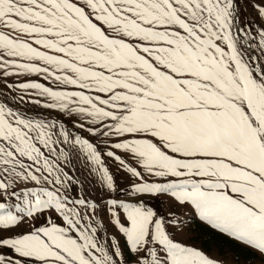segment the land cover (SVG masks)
Segmentation results:
<instances>
[{"label": "snow or ice", "instance_id": "6c2138e0", "mask_svg": "<svg viewBox=\"0 0 264 264\" xmlns=\"http://www.w3.org/2000/svg\"><path fill=\"white\" fill-rule=\"evenodd\" d=\"M0 73V264L264 262V0H0Z\"/></svg>", "mask_w": 264, "mask_h": 264}, {"label": "rangeland", "instance_id": "374dc122", "mask_svg": "<svg viewBox=\"0 0 264 264\" xmlns=\"http://www.w3.org/2000/svg\"><path fill=\"white\" fill-rule=\"evenodd\" d=\"M247 12L249 13V19L255 21L256 16L252 11L251 6L247 7ZM27 78L38 79L35 74H30V76L13 75L3 78L2 73H0V99L6 101L9 106H15L21 110L29 111V114H35V111L37 110H31L30 105H21L13 99V97L18 99L19 96L23 95L22 92L15 91L9 93V90L2 82L4 79H6L7 83H19L25 81ZM40 82L47 83V81L43 80ZM4 93L9 94L3 95ZM43 114L46 115L47 113L44 112ZM85 135L87 134L85 133ZM89 138L95 140L93 137ZM75 163L79 167L80 173L86 176L87 170L84 168L81 160L77 159ZM109 163L111 162L109 161ZM88 193L96 196L97 190L94 188H89ZM151 206H153L160 215L165 216V218H168L169 215L174 212L175 215H177L187 225L183 231H180L176 235V239L201 248L209 257L220 261H226L227 264H264V262L254 255L252 249L239 244L235 240L229 238L226 234H222L218 230L212 229L211 226L206 225L205 222L201 221L198 215L195 214V211L191 208V206L177 207L174 209L170 205V202L167 200V198L153 200L151 201ZM43 219L44 218H41V220ZM220 237L226 239L227 241H223L220 239ZM121 242L123 243V241Z\"/></svg>", "mask_w": 264, "mask_h": 264}, {"label": "trees", "instance_id": "16d2710c", "mask_svg": "<svg viewBox=\"0 0 264 264\" xmlns=\"http://www.w3.org/2000/svg\"><path fill=\"white\" fill-rule=\"evenodd\" d=\"M220 239H222L223 241H227L226 239H224V238H222V237H220Z\"/></svg>", "mask_w": 264, "mask_h": 264}]
</instances>
